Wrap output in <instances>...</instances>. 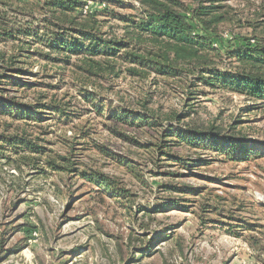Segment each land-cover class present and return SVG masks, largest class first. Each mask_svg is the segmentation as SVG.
I'll use <instances>...</instances> for the list:
<instances>
[{
	"label": "rangeland",
	"instance_id": "rangeland-1",
	"mask_svg": "<svg viewBox=\"0 0 264 264\" xmlns=\"http://www.w3.org/2000/svg\"><path fill=\"white\" fill-rule=\"evenodd\" d=\"M104 1L88 0L87 9L109 8L98 16L102 30L121 38L118 15L136 14L140 2ZM181 1L187 8L213 5L223 16L212 39L223 52L264 37V24L250 25L264 19V0ZM24 4H0L8 26L32 29L19 41L0 43V51L11 54L21 42L47 53L39 40L44 11ZM81 56L34 53L18 77L39 85L4 94L59 101L69 115L45 109L44 120L36 121L16 118L11 107L0 111V264H264V99L211 86L197 71L168 76L152 66L131 73L123 55L115 73L85 83ZM216 61L221 70L237 65L227 55ZM89 90L104 97L102 112L85 97ZM189 102L203 121L239 123L246 154L184 144L171 145L168 154L159 139L167 119L156 130L113 113L120 104L140 110L147 103L167 115ZM15 135L42 151L16 154L5 139Z\"/></svg>",
	"mask_w": 264,
	"mask_h": 264
},
{
	"label": "trees",
	"instance_id": "trees-1",
	"mask_svg": "<svg viewBox=\"0 0 264 264\" xmlns=\"http://www.w3.org/2000/svg\"><path fill=\"white\" fill-rule=\"evenodd\" d=\"M21 1L25 3L23 7L31 4L32 9L40 8L44 11L45 16L42 21L44 36L39 40L45 43L48 52L44 53L43 49L37 51V48L32 52L21 42L14 47L11 54L4 49L0 51V111H7L8 107H11V110L16 109L18 112L14 116L18 119L42 121L45 118L42 115L45 109H51L66 117L69 115L68 104L59 101L44 100L40 96L38 99L40 103L37 101L31 103L19 98L18 90L14 91L13 96L4 95L10 92L8 90L12 87H20L21 93H26L31 89L27 86L28 83L39 85L24 80V77H18L27 72V59L34 53L36 55L82 54V64L77 66L83 71L80 77L85 78L83 80L85 83L93 76L105 72L115 73V63L119 60V56L123 55L125 61L131 64L129 66L131 73L143 69L145 72L146 68L152 66L168 76L197 71L200 72L199 79L211 86L220 85L254 98L264 99V37L258 42L247 39L245 44L233 49L227 48L224 52L221 48L214 47L212 39L223 16L213 10V5L200 4L197 7L187 8L181 0H139L140 7L137 8L136 14L118 15L124 22L125 34L117 38L108 32H103L104 23L98 18L100 14L106 15L110 12L109 8L95 11L87 9L84 12L88 0ZM8 2L10 0H0L3 6ZM100 2L105 1L100 0ZM185 10L190 14H186ZM257 21L250 25L254 28L263 26L264 19ZM31 31V28L29 31H25V28L17 31L16 28L8 26L5 12L0 9V43L19 41L22 39V34L29 35ZM34 34L37 36L38 31L34 30ZM225 55L237 65L233 68L219 69L215 60L223 59ZM49 57L53 61L61 59ZM15 74L17 78H14ZM187 86L191 87V84ZM86 90L82 88V91L86 92ZM88 92L91 93L85 97L102 112L104 108L101 103L104 97L95 95L90 90ZM113 113L116 118H120V121L125 120V123L139 127L149 125L156 130L162 126L163 120L167 119L169 128L165 130L166 135L160 136L159 139L163 144L161 149L168 154L171 151L167 148L171 145L184 144L190 148L226 147L227 151L243 156L246 154L245 147L249 144L243 138V129H239V123H229L225 127L223 122L203 121L199 119V111L191 102L186 103L184 109L167 115H162L160 109L149 107L147 103L142 104L140 110H133L125 104H120L114 108ZM5 139L15 147L16 154L24 153L25 149H29L25 152L42 151L40 146L32 143L24 135L5 137ZM258 145L255 143L252 147L254 153H257L254 149ZM52 165L55 168L64 167L55 162ZM100 183L104 184L106 180L103 179ZM108 187L112 186L108 185Z\"/></svg>",
	"mask_w": 264,
	"mask_h": 264
},
{
	"label": "built area",
	"instance_id": "built-area-1",
	"mask_svg": "<svg viewBox=\"0 0 264 264\" xmlns=\"http://www.w3.org/2000/svg\"><path fill=\"white\" fill-rule=\"evenodd\" d=\"M89 6L88 5H86V10H87V8H88Z\"/></svg>",
	"mask_w": 264,
	"mask_h": 264
}]
</instances>
